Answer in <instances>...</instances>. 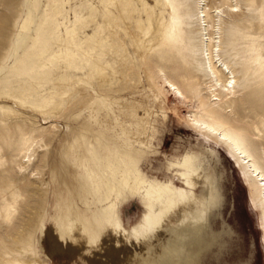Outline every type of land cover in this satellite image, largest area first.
<instances>
[{"label": "rangeland", "instance_id": "374dc122", "mask_svg": "<svg viewBox=\"0 0 264 264\" xmlns=\"http://www.w3.org/2000/svg\"><path fill=\"white\" fill-rule=\"evenodd\" d=\"M166 1L0 0V264H183L184 258L138 255L122 238L116 246L109 228L99 230L102 251L69 250L51 235L63 228L70 240V229L74 236L88 220L97 223L102 205L91 185L100 184L120 160L151 179L183 186L171 162L187 153L224 195L223 208L212 217L217 240L194 251L198 264H264L261 214L241 169L175 112L203 115L228 128L264 170V0L206 2L204 33L216 42L210 52L236 75L237 97L222 110L212 107L205 64L198 62L194 0H170L172 10ZM124 18L146 37L150 26L163 28L150 55H136ZM106 22L114 32L105 29ZM66 30H73L78 67L56 57ZM95 61L109 65L108 83L85 80V94L65 100L58 115L31 107L57 95L68 77L86 76ZM164 72L187 99L168 89ZM11 96L25 98L26 107ZM32 149L29 162L25 156ZM197 192L207 191L199 185ZM142 211L141 197L120 200L118 213L127 229L138 224Z\"/></svg>", "mask_w": 264, "mask_h": 264}, {"label": "bare ground", "instance_id": "6f19581e", "mask_svg": "<svg viewBox=\"0 0 264 264\" xmlns=\"http://www.w3.org/2000/svg\"><path fill=\"white\" fill-rule=\"evenodd\" d=\"M110 2L116 3L117 0H110ZM206 2L207 0H194V22L197 24L200 46L198 62L205 64V74L209 80L207 90L213 101L211 105L222 110L226 108L228 101L237 97L236 75L219 54L216 55L218 56L216 60L210 52V47L215 51L216 42L213 41L211 44V40H214L213 37L209 33H204L208 30ZM166 5L172 10L170 0L166 1ZM123 23L125 34L130 39V45L136 55L140 57L150 55L152 47L164 35L162 27L150 26L149 36L146 37L141 32L134 30L127 19L124 18ZM114 28L115 26L111 22L105 23V29L110 32H114ZM72 31H65L62 36L64 48L59 50L56 57L62 59L70 67L74 65L78 67L75 63L77 54L72 50V47L75 46ZM23 32L24 27L21 28L19 35H22ZM213 33L216 34V30ZM126 49L128 50V47ZM112 73L115 74L116 71L112 70ZM221 73L225 79H221ZM163 75L170 91H173L178 98H188L177 81L166 72ZM110 78L109 65L95 61L86 76L76 79L68 77L59 87L57 95L45 98L42 106L31 107L46 115H58L64 110L65 100L85 94V80L96 81L98 84L104 85L110 81ZM157 92L159 91L157 90ZM160 94L162 93L159 92L156 95ZM56 98H59L60 101ZM164 98L167 100V96ZM9 99L14 104L26 107L25 98L11 96ZM177 110L175 109V112L182 122L187 123L194 132L202 135L205 139L224 148L241 169L250 187L255 209L261 214V228L264 234V170L262 167L231 130L218 125L213 120L206 119L203 115L190 113L181 116ZM206 112L210 117H213V111L206 109ZM136 134L142 146L148 145V141L141 140V135ZM35 152L36 149H32L31 153L25 156V158L28 157L27 161L34 160ZM171 166L175 169V174L182 179L183 186H178L173 181L162 182L151 179L130 161L120 160L119 165L107 173L100 184L92 183L91 185L94 192L100 195L99 200L102 205V212L100 217H97V223L95 224L91 219L88 220L84 231H76L74 236L70 229L68 231L70 240L67 239V232L63 228L56 229L51 236L56 242L66 245L69 250L92 248L97 251L101 249L102 242H104L99 230L109 228L112 236L116 239V246H120L122 238L127 243L125 244L126 249L130 244L133 247L132 251L138 255L146 256L149 253L154 260L171 256L179 259L184 258L183 264H198L200 257L193 255L194 251L207 249L217 240L212 217L215 212L221 211L223 208L224 195L219 183L198 169L192 154H184L181 159L171 162ZM199 185L206 189V195L198 194L197 187ZM128 195L139 196L143 201L141 218L138 224L133 225L130 229L124 225L118 213L120 200ZM131 254L134 260L138 261V256H134L132 252Z\"/></svg>", "mask_w": 264, "mask_h": 264}]
</instances>
